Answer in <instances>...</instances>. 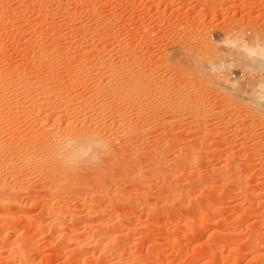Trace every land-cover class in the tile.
Segmentation results:
<instances>
[{"label":"rangeland","instance_id":"374dc122","mask_svg":"<svg viewBox=\"0 0 264 264\" xmlns=\"http://www.w3.org/2000/svg\"><path fill=\"white\" fill-rule=\"evenodd\" d=\"M0 14L2 71L50 73L62 91L91 102L100 93L104 113L76 124L117 130L125 158L102 165L100 178L93 172L83 194L65 186L72 198L66 188L50 193L48 167L7 181L22 187L0 206V264H264V105L249 96L264 70L224 43H264V0H0ZM51 45L72 57L65 70H77L83 54L88 65L108 61L107 72L87 66V85L70 83L63 68L39 58ZM205 58L233 65L218 73ZM109 63L122 84L115 101ZM227 76L237 92L223 85ZM20 120L25 136L40 125L38 115ZM86 238L96 244L83 245Z\"/></svg>","mask_w":264,"mask_h":264},{"label":"bare ground","instance_id":"6f19581e","mask_svg":"<svg viewBox=\"0 0 264 264\" xmlns=\"http://www.w3.org/2000/svg\"><path fill=\"white\" fill-rule=\"evenodd\" d=\"M40 7H41V5H40ZM72 14H75V13H72ZM3 15H4V13H3ZM28 24H29V22H28ZM63 43H66V42H63ZM224 43L230 47L235 48L238 51V60L239 61L244 60V59H248V63H250L255 69H257V68L259 69V67H261L260 70H262V68L264 70V43L258 42V41L251 43V42H247L246 40L237 39V38H233V39L227 38L224 41ZM61 44H62V42H61ZM62 45H67V43L62 44ZM88 50L90 51V49H88ZM92 50L93 49H91V51ZM65 52L66 53L64 54V56L61 57V55L54 53V47L52 46L49 49V51L41 52V53H39L38 56H40L39 57L40 59L46 58V59L51 60L52 61L51 63L53 65H55L54 68L56 69V71L62 70V68L65 70L64 67L66 65H69L68 63L72 60V57L68 56L69 54H67V51H65ZM89 54H91V53H89ZM84 55H86V54H84ZM78 57H82L81 58L82 60H81V62H79L80 67L79 68L77 67L78 68L77 70L75 68H74V70L73 69L70 70V69H68L69 68V66H68V68H66L65 72L62 71L63 75L65 73V76H67V79L69 80V82L70 83H77L76 85H78V84L83 85V86L85 85L86 77H87V73H88L87 71H89L87 69L88 68L87 66H89V68L91 66L93 72L94 71L96 73L99 72V76H100L101 75L100 72L103 71L102 70L103 68L101 69V67L105 68L106 67L105 64H106V62H108V61L103 62V63H105L104 66H102L103 65L102 61L100 64L101 66H98L99 62H98L97 66L94 63H93V65L92 64L88 65L90 63H87V61L85 60V56L83 58V54H82V56H78ZM102 57H104V55H102ZM76 58H77V56H76ZM76 58H75V61H76ZM77 59H79V58H77ZM86 59H87V57H86ZM88 59L90 61V58H88ZM100 59H102V58H100ZM107 59H108V56H107ZM205 59H207L204 61L206 62L207 65H209L208 67L210 69L212 68L214 70H217L218 73H220L224 68H231V66L233 65V62H231V61H224V60L223 61H219V60L215 61L214 58H205ZM92 60L94 61L93 58L91 59V61ZM97 60H96V62H97ZM104 60H105V58H104ZM220 60H222V59H220ZM111 62H112V60H111ZM112 63L107 64V67L109 65L110 66H109V73L108 74L106 73V74H107L108 79L110 80V81L107 80V83H109V87L108 86L107 87H108V89L110 88L112 90L111 94H113L114 98H113V96H110V94H108L107 97L110 96V98L112 97L114 100L115 97L121 93L120 92L117 94V92L119 91L118 89H120L119 87H121V86H119V84H120V81H118L119 77L118 78L116 77L117 72H116L115 68L111 65ZM206 64H204L205 67L207 66ZM246 65H247V63H246ZM2 69H3V67L0 68V206L1 205L3 206L5 203H8V202L14 203V201H13L14 199L13 200L11 199L12 198L11 193L15 192L17 190V188L19 189L17 191H20L22 186L20 188L18 186H16L17 187L16 188L15 187L16 184L15 185L13 184L12 186H10L11 184L9 185L8 184L9 182H7V181L11 182V179L14 180L19 175L25 176L26 180H28L27 178H30L29 176L32 174L31 172L39 173L42 171V169H41L42 167L43 168L48 167L49 172L46 170L45 171L47 173H49L51 175L50 177L52 178V180H51L52 184H50V182L48 181L50 184L49 187H51V189H53L52 190L53 192L52 191L50 192L51 194L54 192H58L61 195L62 192L64 191V188L67 189V187H65V186H68L70 183H72V185L76 184V185H73L74 187L72 186V188H75V191H77V193H79L78 191H80L82 189H84V190L86 189L85 185L88 186V184H90L89 178H93L91 176L93 172L98 171L96 173V174H98L101 171H103V170H101L102 165H104V164L114 165V163L120 162V159H122V158H120L121 157V155H120L121 149L120 148H122V146L119 147L118 143H117V141L119 143H121L119 141L120 139H119V134H117V130H116V132L115 131H108L110 133L106 134L103 130L104 128L102 129V127L99 125L98 126L101 127V129H99L98 126H95L93 128H91V127L89 128V127L85 126L86 124L83 123L84 122L83 120H81L82 122L80 121V126L78 124H76V122L79 121L77 119H79L80 117L82 118L83 116L87 117V113H89V112H90V114H89L90 116L91 115L93 116L96 114L98 116L99 113H102L103 111H105L107 101H106V98H104V96L103 97L101 96L102 98H98L100 96V93H99L100 91L98 92L99 96H97L98 94H95V95L93 94V97H92L93 100L91 102V100L89 101L88 96H82L79 93H73V92L68 91V90L65 91L64 89L63 90L65 92L62 91L61 89L63 88V86L61 89H60V87L58 88V83L53 81L52 78H48V77H50L49 76L50 73H48L49 75H47L48 76L47 77L43 74H42L43 76L42 75L41 76H37V75L35 76L34 74H32L33 72L31 73L29 70L28 71L25 70L26 68L24 69V67L19 68L21 70L16 71L13 69V71H10V72L2 71ZM17 69H18V67H17ZM22 69H24V70H22ZM79 69H81V70H79ZM116 69H117V67H116ZM53 71H55V70H53ZM91 72L92 71H90V73ZM105 72H107V68H106V71L104 69L103 73H105ZM74 73H75V75H74ZM51 75H53V74L51 73ZM52 77L54 78V76H52ZM75 77H77L78 79L74 80ZM102 77H103V75H102ZM90 78L91 77H89V79ZM55 80H56V78H55ZM102 80H103V78H102ZM74 81H77V82H74ZM105 82H106V80H105ZM224 82L225 83L223 85H226L227 89L230 92H237V89H236L237 83H238L237 80H231L227 76L224 78ZM124 83H125V81H124ZM62 85H65V84L62 83ZM86 85H87V83H86ZM104 85H105V83H104ZM120 85H122V84H120ZM135 85H137V84H135ZM141 85L142 84H140V86ZM142 86H144V85H142ZM105 87H106V85H105ZM98 89H100V88H98ZM103 90L104 89H102V91ZM111 90H109V91H111ZM104 91H108V90L105 89ZM140 92H142V91H140ZM241 94H243V93H241ZM253 94H255L256 97L251 96ZM104 95L106 96V94H104ZM144 95H143V97H145ZM147 95H148V93H147ZM251 95H249V96L252 97V99L254 98V99H256L255 101H259V103L256 102V104L262 103L264 105V80L258 81V83L254 87V91H253V93H251ZM116 98L118 99V97H116ZM247 99H248V97H247ZM254 99L252 101H254ZM107 100H108V98H107ZM248 100H250V99H248ZM89 102L92 103V105H90ZM108 102H109V100H108ZM109 103H111V102H109ZM141 107H143V106H141ZM124 108H127V107H124ZM138 108H139V106H138ZM120 110L121 109H119V111ZM139 110H141V109H139ZM117 113H118V111H117ZM30 115H32V117L36 116V118L38 115L40 118V120H38V121H40V125H39V127L38 126L28 127L30 129H28L29 132L27 133V135L29 134L30 137H27L29 139L26 140L27 135L25 136L22 134L24 129H21L22 126L20 123L22 120H20V119L28 117ZM100 115L102 116V114H100ZM131 115H133V114H131ZM78 116H80V117H78ZM103 117L104 116H102V118ZM99 118L102 119L100 116H99ZM116 119L114 118V120H116ZM117 120L119 122V119H117ZM50 121H51L50 125L46 126L45 124L50 122ZM103 121H105V118H103ZM114 122H116V121H114ZM120 122H122V121H120ZM125 122H126V120H125ZM129 122H131V121H129ZM3 123H6V124L4 126H1ZM38 124H39V122H38ZM103 124H104V122H103ZM103 124H101V125H103ZM112 124H115V123H112ZM118 125H121V123ZM118 125H117V127H118ZM126 126H128V125H126ZM108 127H109V125H108ZM130 129L128 130L125 128L126 132L125 131L123 132V129H122V133H124V134L125 133L126 134L131 133V135H132L134 128L132 129L133 130L132 132H130L131 131ZM126 134L124 136L127 137ZM131 135H129V136H131ZM135 135H136V132H135ZM138 135H140V134H138ZM122 139H125V137H122ZM126 139H127L126 141H128V138H126ZM17 141H19V143H22L20 141H23L21 146H18L16 144ZM131 143H132V141H131ZM123 144H125V143H123ZM125 150H127L126 147H125ZM125 155H126V153H125ZM130 158H131V156H130ZM132 159H133V157H132ZM132 159H131V161L134 162V160H132ZM122 160H125V158ZM127 161H129V157H128V160H126V162ZM118 164H123V163L121 162ZM124 164H127V163H125V161H124ZM119 166L115 167V169L116 168L119 169ZM125 168L127 169V167H125ZM124 172L125 171H123L122 173H124ZM104 173H105V171H104ZM125 174L126 173H124V175ZM93 175H95V174H93ZM100 175L101 174H98L99 178L101 177ZM108 175H109V173H108ZM108 175L106 174V177H110ZM117 175H119V174H117ZM103 176L104 175H102V177ZM96 178L97 177H95V181L97 180ZM106 180H108V178ZM104 181L105 180L103 179V182ZM87 182H88V184H86ZM98 182H96V183H98ZM104 184H106V182ZM97 185H99V184H97ZM69 186H71V185H69ZM89 186H91V184ZM72 188H70V189H72ZM90 188H92V187H90ZM68 189H69V187H68ZM87 189L89 190V188H87ZM73 191H74V189H73ZM82 191H80L81 194H83ZM50 193H48V194H50ZM77 193L71 192V194H70V191H69V193H65L64 195L68 198H72L73 196L77 197L78 196ZM54 194H56V193H54ZM57 195H59V194H57ZM88 195H91V194H88ZM79 196H80V194H79ZM52 197L58 198L55 195ZM52 197H49V198H51V200H53ZM64 198H62V199H64ZM85 200H87V199H85ZM48 201H49V199H48ZM89 203H91V202H89ZM87 204H88V202H87ZM50 206H52V205H50ZM52 207H54V206H52ZM134 208H136V207H134ZM55 209L57 210V208H55ZM2 210H3V208H2ZM129 210H131V209H129ZM137 210L138 209H136L135 212L138 213ZM89 211L91 212L92 210H89ZM51 213H53V212H51ZM58 213H59V211H58ZM119 214H120V216L119 215L118 216L121 217L122 213H119ZM69 217L71 218V216H69ZM52 218H54V217H52ZM111 219H112V217H111ZM56 221H57V219H56ZM112 221H114V220H112ZM197 221H199V220H197ZM118 223H120V222H118ZM110 228H111V230L113 229L112 227H110ZM116 228H118V227L116 226ZM190 231H195V228L190 230ZM195 232H197V231H195ZM93 239H95V238H93ZM93 239H87L86 242L84 240L85 243L83 242L84 243L83 245L94 246L96 244V242ZM100 239H102V238H100ZM95 240H97V239H95ZM104 240H105V238H104ZM104 242H106V241H104ZM185 242H186V240H185ZM79 244H82V243H79ZM181 244H184V243H181ZM104 245H106V244H104ZM22 247H24V246H22ZM80 247L83 248L81 245H80ZM256 247L258 248L257 244H256ZM20 249H21V247H20ZM119 264H121V263H119Z\"/></svg>","mask_w":264,"mask_h":264}]
</instances>
